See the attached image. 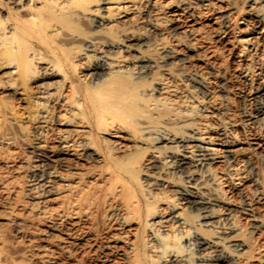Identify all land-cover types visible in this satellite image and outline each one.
Returning a JSON list of instances; mask_svg holds the SVG:
<instances>
[{
  "label": "bare ground",
  "instance_id": "obj_1",
  "mask_svg": "<svg viewBox=\"0 0 264 264\" xmlns=\"http://www.w3.org/2000/svg\"><path fill=\"white\" fill-rule=\"evenodd\" d=\"M221 4L214 17L228 31L246 4L0 0L1 93L25 104V117L60 108L53 144L35 148L71 157L64 169L43 155L26 164L34 182L4 207L17 237L0 233V264H54L76 254L65 248L77 236L84 255L116 248L114 264H264V170L244 169L245 125L241 137L224 89L210 87L225 71L209 61L217 46L199 25L172 32L177 16L195 21ZM247 8L259 36L229 39L245 61L260 46L264 56V0ZM252 122L264 133L262 108Z\"/></svg>",
  "mask_w": 264,
  "mask_h": 264
},
{
  "label": "rangeland",
  "instance_id": "obj_2",
  "mask_svg": "<svg viewBox=\"0 0 264 264\" xmlns=\"http://www.w3.org/2000/svg\"><path fill=\"white\" fill-rule=\"evenodd\" d=\"M212 1L214 2V0ZM234 1H235V5L237 4V6L239 7L243 6L242 8H244L246 4V7L242 10V12L239 15L240 18L242 17L243 21L241 23H237V25L235 26H232L230 29H228V31L227 29L225 30L221 25H219L218 19L214 17L216 15H219L220 11L223 12L225 9L228 10V6L221 4L225 8L222 7L221 10L214 11L209 15L208 14L205 15V17L203 16V18L196 19L195 21L188 20L185 16H180V15L177 16L179 18L175 24L177 23L178 24L177 25L173 24V27L175 26L177 28L174 27L173 28L174 30L172 32L179 33L180 31L179 25H184V24L186 25L190 24L193 26L199 25L202 28H204L203 30H205V32L209 35L207 36L208 40L206 44H208V46L211 48L214 46L213 47L214 49L215 46H217L215 49L217 53L215 52L214 55H211L209 61L212 65L214 64V67H219L221 66L222 63L223 71L224 70L225 71L221 73L222 75L220 74L221 78L216 75L208 76L209 84L211 83L212 85V86L210 85V87L216 91H218L221 87L224 89V92L222 93L223 96L220 97L226 99L230 115L238 125L236 130L238 132V135L241 137H243V134L241 132L240 127L242 125H245L244 127L245 136L248 139H247V144L244 145L243 147L245 149L244 150L245 153L242 158L244 160L247 159L250 164L249 166L247 165V167L244 166V169L248 170L249 168L250 169L253 168L254 170L259 169L261 171L262 169L264 170V133L258 131L252 121H253V117L259 111V108H262L264 112V94L261 93V89H260L264 85L263 84L264 67L258 70L256 69V65L259 62L264 61L263 60L264 58H262L264 57L262 55L263 52L261 51V48L263 47L260 46L259 50H257L258 52L255 53L256 55L251 54L250 56H247L246 61L244 60V58H242L241 55L239 56V53L236 50L232 48L231 45L236 41L235 39H239V38L241 39L242 38L241 31L245 29L252 31L254 37H257V35L259 36V34L255 32L258 27L255 25L256 18L254 16V13H252V10L250 11L247 8V0L246 1L234 0ZM216 3L219 4L218 2ZM215 19H217L216 22ZM191 21L193 22L191 23ZM217 22L220 27L216 24ZM252 22L253 24H251ZM138 26L144 27L145 23L141 22ZM250 26L254 28L252 29ZM239 31L240 34L238 35ZM235 33L237 36L235 35ZM232 35L236 38H234ZM231 36L232 38H234L233 42L231 41L232 44L230 43L229 40V39L232 40ZM206 44L205 46H207ZM219 49L220 51H217ZM219 52H221V54ZM182 53H184L185 55H189V52L184 51V49H182ZM248 59L252 63L248 62ZM244 63L245 64L249 63V66L248 65L246 66ZM193 65L196 68L197 67L200 69L203 68V63L199 61H194ZM245 67L246 68L248 67V69L250 68L252 72H255V75L251 77L252 80L250 79L249 82L245 81L243 77L244 71L246 69ZM217 94H219V92H217ZM9 103L15 106L16 108L15 113H11L10 111H8L7 105L9 106ZM24 106L25 104H23L20 100H16L15 98L13 99L11 95L1 93L0 90V233H2L6 238L9 239L17 237L16 234L17 226H15V224L12 223L11 221L12 217L8 218L4 215V211H5L4 207L7 206V202H13L16 199L18 191L29 186L30 183L34 180L31 175L32 171H30V169L27 168L26 164L28 163L36 164L38 158L47 156V158L52 159V161L54 160L53 163L55 162L54 163L55 165L57 164L59 168L64 169V166L62 164L63 161L62 159H67L68 157L69 159L71 158L70 156H62L58 154L52 155L51 153L50 154L40 153V151L37 148H35V143L38 140H43L47 142V144L49 145L53 144V139L56 134V128H57L55 124V119L57 112H61L60 108H58L57 106H53V107L49 106L47 107V113L45 117L42 119H37L34 117L33 118L25 117L24 109H23ZM60 159L61 162H59ZM88 180L94 181L91 178H88ZM19 196L22 197V194H20ZM233 197L236 200H238L235 194L233 195ZM257 209H258L257 212H260L264 215V206L257 204ZM56 233L57 232H52L50 233V235L52 234L53 235L58 234L57 236L60 235V233L57 234ZM76 238L77 239L74 238L71 241L70 246L65 248L70 251L72 250L73 252L75 251L76 254L72 257H69L65 252H62L58 256L54 264H108L107 262H109V264L110 263L114 264L111 260L112 259L117 260L118 259L117 257H119V255H117L118 251L116 250V248L114 249L111 248L113 252L117 251L116 253H113L110 250V248H104V247L95 250V252L90 251L89 254L84 255V253H81L83 252L84 249L83 248L84 244H81L84 242L83 236L81 237L77 236ZM74 241L76 243H74Z\"/></svg>",
  "mask_w": 264,
  "mask_h": 264
}]
</instances>
